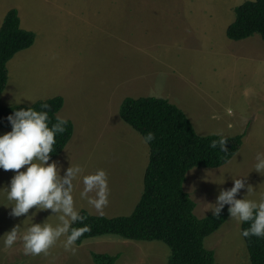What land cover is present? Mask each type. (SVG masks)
I'll return each instance as SVG.
<instances>
[{
	"label": "rangeland",
	"instance_id": "rangeland-1",
	"mask_svg": "<svg viewBox=\"0 0 264 264\" xmlns=\"http://www.w3.org/2000/svg\"><path fill=\"white\" fill-rule=\"evenodd\" d=\"M7 1L23 3L4 0V7ZM244 1L180 0L176 11L152 12L150 8L148 14L134 17L131 23L141 20L138 27L143 30L142 35L138 37L132 29L121 42L124 48L131 49L132 43L139 41L137 50L143 46L147 49L144 66L135 67L145 72L128 84L140 89H124L120 83L119 92H151L167 99L186 114L200 135L243 133L240 148L226 164L217 168L194 167L187 172L183 188L195 202L194 213L200 218L212 213L208 211L211 204L221 189L232 187V178L247 176L245 183L253 189L249 193L246 188L241 189L236 198L264 197V173L252 171L257 152H264V41L258 34L237 41L225 35L227 25L234 20V8ZM44 13L40 9L36 17L28 19L35 34L32 46L17 52L7 62L8 78L1 96L7 94L9 99L4 98L1 103L31 105L37 100L62 96L63 106L57 116L72 122L73 133L62 152L49 162L57 163L61 176L69 166L82 169L81 176L73 182L74 203L79 211L85 209L107 217L128 215L143 190L148 145L120 118L122 95L108 100L107 90H95L101 77L94 79L86 74L92 70L93 62L76 71L91 51L92 42L106 44L112 36L78 33L76 18L43 17ZM172 18L179 20L175 29L170 25ZM129 57L134 62V57ZM110 89L112 94H118L115 87ZM10 130L1 128L0 134ZM98 169L105 171L108 182V202L100 210L88 202L95 198V192L88 193L86 198L80 195L84 187L82 176ZM13 175V170L0 169V188L6 187ZM223 178L224 183L217 184ZM9 204L0 193V264H95L92 252L119 254L115 264H167L169 248L163 242L130 240L111 234L74 244V252L65 249L64 236L47 254L25 255L19 238L11 248H6L3 235L14 226H19L22 235L32 224L45 222L55 226L59 222L51 210L36 208L13 217ZM240 227L229 216L204 238L205 248L214 252L218 264H249Z\"/></svg>",
	"mask_w": 264,
	"mask_h": 264
},
{
	"label": "trees",
	"instance_id": "trees-1",
	"mask_svg": "<svg viewBox=\"0 0 264 264\" xmlns=\"http://www.w3.org/2000/svg\"><path fill=\"white\" fill-rule=\"evenodd\" d=\"M234 20L225 29L230 40H243L258 34L264 41V0H246L234 8ZM33 31L20 26L15 8L8 10L0 25V129L11 128L6 117L20 108L46 110L50 125L55 123L57 112L63 106V97L54 96L37 100L31 105L1 103L6 86L7 62L19 51L32 46ZM48 105L42 109V105ZM120 118L138 132L142 138L152 133L154 139L146 142L149 148L148 162L143 174V190L128 215L107 217L94 215L81 209L83 222H76L73 229H88L75 241L102 235H117L130 240H158L169 248L167 264H218L214 252L205 248L204 238L215 232L229 217L224 206L219 217L208 214L198 217L194 213L195 202L184 190L187 172L194 167L217 168L226 164L241 146L243 133L234 136L198 134L186 114L167 99L155 96L122 99ZM65 131L56 136L51 159L58 156L73 133V124L66 120ZM226 139L227 152L213 141ZM249 227L241 224V231ZM243 237V236H242ZM249 264H264V237H243ZM95 264H115L119 254L92 252Z\"/></svg>",
	"mask_w": 264,
	"mask_h": 264
},
{
	"label": "clouds",
	"instance_id": "clouds-1",
	"mask_svg": "<svg viewBox=\"0 0 264 264\" xmlns=\"http://www.w3.org/2000/svg\"><path fill=\"white\" fill-rule=\"evenodd\" d=\"M20 102V101H19ZM48 105H42L47 109ZM11 130L0 134V169L13 170L14 175L6 187L0 188L7 201L10 202L11 215L21 217L36 208L40 211L51 210V215L58 218V223L53 226L49 223L32 224L26 228L22 235L19 234V226H14L6 232L3 240L4 247L11 248L19 238L23 243L25 255L47 254L48 250L62 237H66L64 247L66 250L75 251L72 247L75 241L88 229H73L76 222H83L75 207L73 189L74 181L81 176L80 166H69L61 176V168L55 161H51L53 146L56 136L65 131L67 121L57 118L50 125L48 112L37 111L33 108H20L6 117ZM154 139L152 133L145 137V142ZM226 139L219 142L213 141L210 147L219 146L221 152H227ZM23 171H20L21 169ZM264 173V152H257L253 170ZM247 177V176H246ZM246 177L232 178V187L221 189L215 203L208 210L214 217H219L225 204L229 205L230 219L240 224L248 223L249 227L241 231L243 237H264V197L260 200L236 198L241 189L252 192L250 185H246ZM84 185L80 193L86 198L88 193L95 192V198H90L89 203L97 210L106 206L108 200L107 174L104 170L84 175L81 178ZM224 178L220 183L223 184ZM3 206V205H2Z\"/></svg>",
	"mask_w": 264,
	"mask_h": 264
},
{
	"label": "crops",
	"instance_id": "crops-1",
	"mask_svg": "<svg viewBox=\"0 0 264 264\" xmlns=\"http://www.w3.org/2000/svg\"><path fill=\"white\" fill-rule=\"evenodd\" d=\"M22 2L18 5L13 4L12 1H7L4 7V0H0V19L3 21L8 10L15 8L20 18V26L25 30L33 31L32 24L28 19L36 17L39 10L43 9L45 11L43 17L58 15L59 17L76 18L78 33L94 32L104 33L109 37L112 36L106 44L92 42L90 45L91 51L83 58L76 69L78 73L93 62L92 70H89L86 74H91L94 79L101 77V81L95 85V90L100 88L107 90L108 100L121 95L123 98L127 96H155L151 92L149 94H127L131 92L129 90L119 92L118 85L120 83L122 85L120 86L124 89H140L135 84L131 87L128 84L138 80L139 75L145 72L143 70L139 71L135 67L144 66L142 63L145 62L147 49L146 46H143L140 50H137L139 41H134L131 49L124 48L121 42L130 35L132 29H135L138 37L142 35L143 30L138 27L141 20L135 23V26L131 25L134 17L142 18L141 15L150 8H153L152 12L163 9L176 11L179 9L180 0H22ZM170 21L172 28L175 29L179 26L178 19L173 20L172 18ZM79 24H82V26L80 27ZM129 55L134 57V62L131 61ZM111 87H115L118 94H112ZM4 98L9 99L7 94L1 96V100Z\"/></svg>",
	"mask_w": 264,
	"mask_h": 264
}]
</instances>
